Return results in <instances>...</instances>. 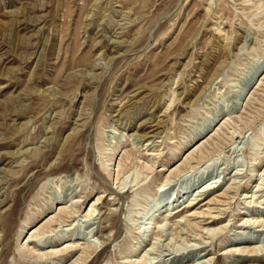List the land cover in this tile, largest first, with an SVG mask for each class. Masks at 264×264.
Returning a JSON list of instances; mask_svg holds the SVG:
<instances>
[{
    "label": "rangeland",
    "instance_id": "obj_1",
    "mask_svg": "<svg viewBox=\"0 0 264 264\" xmlns=\"http://www.w3.org/2000/svg\"><path fill=\"white\" fill-rule=\"evenodd\" d=\"M0 264H264V0H0Z\"/></svg>",
    "mask_w": 264,
    "mask_h": 264
},
{
    "label": "bare ground",
    "instance_id": "obj_2",
    "mask_svg": "<svg viewBox=\"0 0 264 264\" xmlns=\"http://www.w3.org/2000/svg\"><path fill=\"white\" fill-rule=\"evenodd\" d=\"M35 244H37V242L36 241H33Z\"/></svg>",
    "mask_w": 264,
    "mask_h": 264
}]
</instances>
